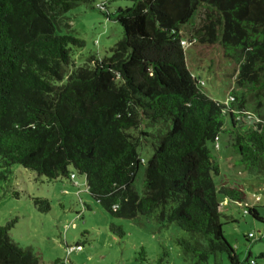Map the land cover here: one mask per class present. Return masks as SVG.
<instances>
[{
	"label": "trees",
	"instance_id": "obj_1",
	"mask_svg": "<svg viewBox=\"0 0 264 264\" xmlns=\"http://www.w3.org/2000/svg\"><path fill=\"white\" fill-rule=\"evenodd\" d=\"M86 1L0 0V178L14 163L48 179L73 178L71 166L110 216L158 210V220L190 232L176 239L185 264L217 263L222 254L240 264L222 233L218 195L263 219L238 184L214 182L219 169L207 142L218 147V134L227 132L238 164L264 174V0H133L112 10L103 0L96 8L120 24L122 36L107 55L89 54L77 65L83 41L63 29L66 12ZM196 15L192 36L219 43L237 63L228 104L204 94L186 66L179 29ZM239 109L254 119L239 121ZM142 136L152 139V152L139 195L133 178ZM32 202L50 208L47 199ZM9 227L0 224V264H42L10 239ZM109 229L123 235L120 225ZM262 254L243 262L261 264ZM165 256L145 264H168ZM137 259L146 261L143 247Z\"/></svg>",
	"mask_w": 264,
	"mask_h": 264
},
{
	"label": "rangeland",
	"instance_id": "obj_2",
	"mask_svg": "<svg viewBox=\"0 0 264 264\" xmlns=\"http://www.w3.org/2000/svg\"><path fill=\"white\" fill-rule=\"evenodd\" d=\"M99 0L77 2L67 12L69 28L63 29L83 41L82 47L75 50V64H82L89 54L102 57L122 36L118 22L108 19L96 8ZM133 0H110L109 8L129 6ZM200 15L194 24L180 26L181 44L189 71L198 79L199 89L207 96L228 104L234 85L237 63L223 55L217 42L200 41L192 33L198 26ZM248 102L251 99L248 98ZM260 107H262L260 105ZM239 121H251L255 113L239 109ZM225 128L228 123H225ZM140 130L146 129L141 124ZM138 133L139 130H134ZM152 139L142 136L138 153L143 159L135 172L133 187L139 195L143 193L145 160L152 152ZM214 142L207 147L215 155L218 174L213 175L216 184H238L249 205H256L262 220H257L243 212V205L229 202L218 195L221 210L226 215L222 233L234 248L240 261L247 254L256 257L264 253V174H251L238 164V154L231 145L230 134L221 131ZM74 173L73 178L60 176L48 179L19 164L10 166L6 178H0V224H10L8 235L22 248H31L38 254L42 264H53L58 258L66 264H145L153 263L166 251L168 264H185L181 247L176 239H190L191 233L181 229L175 222L157 219L158 210L147 215L138 214L133 218L110 216L87 192L83 174ZM32 197L47 199L48 211H40L32 202ZM120 225L121 237L112 233L110 224ZM251 232L252 237L245 236ZM78 243L79 246H75ZM143 247L146 261L137 259ZM207 264H230L226 255L214 263L212 257Z\"/></svg>",
	"mask_w": 264,
	"mask_h": 264
},
{
	"label": "built area",
	"instance_id": "obj_3",
	"mask_svg": "<svg viewBox=\"0 0 264 264\" xmlns=\"http://www.w3.org/2000/svg\"><path fill=\"white\" fill-rule=\"evenodd\" d=\"M103 0H99V2L97 4H99L100 2H102ZM215 146H217V144H215ZM71 176H73V174H71ZM248 235H252L251 233H248ZM260 263L264 264V254H262L261 258H260ZM250 264H256L255 260L251 259L250 260Z\"/></svg>",
	"mask_w": 264,
	"mask_h": 264
}]
</instances>
